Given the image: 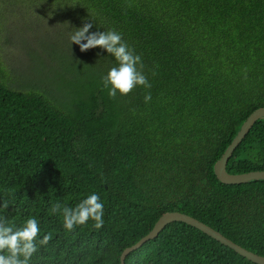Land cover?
<instances>
[{
	"label": "trees",
	"instance_id": "16d2710c",
	"mask_svg": "<svg viewBox=\"0 0 264 264\" xmlns=\"http://www.w3.org/2000/svg\"><path fill=\"white\" fill-rule=\"evenodd\" d=\"M10 1L55 6L77 24L92 22L90 32L115 29L151 84L110 98L101 76L116 62L99 47L60 56L46 80L51 90L12 88L0 67V217L15 227L34 217L38 239L53 237L30 264H120L122 250L169 211L264 256V180L226 184L213 168L246 117L264 107V0ZM226 170H264V117ZM93 192L104 203L99 230L90 220L68 232L50 213ZM125 264L256 263L172 222Z\"/></svg>",
	"mask_w": 264,
	"mask_h": 264
},
{
	"label": "clouds",
	"instance_id": "9594fccd",
	"mask_svg": "<svg viewBox=\"0 0 264 264\" xmlns=\"http://www.w3.org/2000/svg\"><path fill=\"white\" fill-rule=\"evenodd\" d=\"M92 27L90 21L83 23L69 36V41L70 45H78L81 52L99 47L114 58L115 65L101 76V84L108 96L113 99L126 96L137 86L150 89L151 84L143 72L141 56L122 39L121 33L115 29L90 32ZM151 99V93H146L144 102L148 103ZM9 205L10 202L5 200L2 207L6 209ZM50 213L62 217V226L68 232L86 225L90 220L95 230L104 225V203L99 194L94 192L74 207L54 203ZM40 233L39 223L34 217L26 219L20 227L10 225L5 217H0V264H30L39 247L46 246L53 238L49 232L38 239Z\"/></svg>",
	"mask_w": 264,
	"mask_h": 264
},
{
	"label": "rangeland",
	"instance_id": "374dc122",
	"mask_svg": "<svg viewBox=\"0 0 264 264\" xmlns=\"http://www.w3.org/2000/svg\"><path fill=\"white\" fill-rule=\"evenodd\" d=\"M81 26L55 6L31 9L26 2L0 0V67L7 84L15 89L35 84L51 90L46 80L59 70L60 56L87 57L92 52L70 45L69 36Z\"/></svg>",
	"mask_w": 264,
	"mask_h": 264
},
{
	"label": "water",
	"instance_id": "95a60500",
	"mask_svg": "<svg viewBox=\"0 0 264 264\" xmlns=\"http://www.w3.org/2000/svg\"><path fill=\"white\" fill-rule=\"evenodd\" d=\"M264 117V107H258L253 110L244 120L242 125L240 126L238 132L235 137L231 140L228 146L225 148L224 152L220 156V158L214 163V173L216 178L226 184H238L248 182L253 179H263L264 180V170H253L248 172L241 173H230L226 170V164L228 159L231 157L235 148L239 145V143L246 136L250 128L253 124L260 118ZM172 222H183L190 226L197 228L203 233L207 234L211 238L220 242L224 246L229 247L234 250L239 255L247 258L248 260L256 263V264H264V256L254 253L241 245L235 243L218 230L212 228L208 224L196 219L195 217L188 215L179 211H169L163 213L154 223L153 227L150 229L148 233L142 236L138 241L134 244L125 247L120 256V264H125L126 256L133 250L139 248L144 242L155 238L159 232L169 223Z\"/></svg>",
	"mask_w": 264,
	"mask_h": 264
}]
</instances>
